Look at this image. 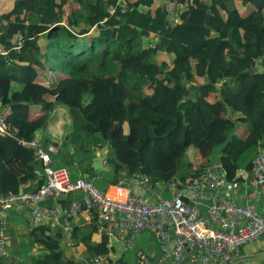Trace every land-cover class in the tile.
Returning a JSON list of instances; mask_svg holds the SVG:
<instances>
[{"label":"trees","instance_id":"1","mask_svg":"<svg viewBox=\"0 0 264 264\" xmlns=\"http://www.w3.org/2000/svg\"><path fill=\"white\" fill-rule=\"evenodd\" d=\"M166 1L3 0L0 113L9 109L6 123L16 139L0 136V196L21 188L34 193L46 183L36 174L34 149L19 140L32 142L59 109L61 128L67 123L69 131L44 144L87 168L93 150L106 148L107 173L96 183L101 191L126 175L162 183L204 172L234 121L246 131L223 151L224 178L241 180V169L252 170L264 149V0H197L178 23L169 20ZM39 77L49 92L40 87L37 95ZM44 95L54 97L52 104L32 117L29 102ZM82 198L81 192L52 195L43 205L62 207L68 217L70 204ZM74 218L68 217L70 241L85 247L83 259L68 257L63 228L44 224L32 231L43 249L34 264H93L106 252V239L103 248L93 240L96 226Z\"/></svg>","mask_w":264,"mask_h":264},{"label":"built area","instance_id":"2","mask_svg":"<svg viewBox=\"0 0 264 264\" xmlns=\"http://www.w3.org/2000/svg\"><path fill=\"white\" fill-rule=\"evenodd\" d=\"M130 1L119 0L123 5ZM196 1L167 0L169 20L174 18L175 23L180 22L181 16ZM0 55H7L2 47ZM0 136L15 138L1 113ZM19 142L26 148H36L35 158L40 166L36 174L45 177L46 183L34 193L0 196V251L6 248V213L17 207L28 212L32 227L54 224L61 219L58 223L69 240L73 226L68 217L86 213L92 220L96 218L108 242L106 252L91 258L93 264L109 262L115 243H121L122 251L128 252L145 232L154 235L163 257L153 263L146 254L139 253L138 264H182L187 252L198 264H231L241 257L245 247L264 236V212L259 213L252 203L242 206L234 196L223 194L226 179L221 167H209L190 178H172L159 184L145 175L124 178L115 186L113 194H107L96 186L99 173L74 182L67 167H55L53 157L60 151L58 146H46L38 137L30 143ZM242 174L245 180L248 175L252 177L247 198L254 202L264 199V149L257 153L252 170L241 169L238 176L241 178ZM133 183L142 189V194L135 192ZM75 192L83 193V198L70 204L66 211L68 217L62 207L48 209L43 205L52 195ZM206 197L212 200L207 214L202 207ZM169 242H173L171 247ZM75 259H83L78 250Z\"/></svg>","mask_w":264,"mask_h":264},{"label":"crops","instance_id":"3","mask_svg":"<svg viewBox=\"0 0 264 264\" xmlns=\"http://www.w3.org/2000/svg\"><path fill=\"white\" fill-rule=\"evenodd\" d=\"M2 2L3 0L0 1V5H2ZM42 80L43 79L41 77L37 79L38 82ZM63 113H65V111L63 109H59V110H54V113L51 114V119L48 122L46 128H44L47 139L60 142V140L63 138L64 132L69 131L67 127V123L65 126L66 129L63 127L61 128V124L63 122ZM37 115L31 114L32 117H36ZM244 131H246V127L240 124V128L237 134L242 136ZM58 148L60 147L58 146ZM103 149L104 150L95 148L93 150V154L95 155L94 164L93 166H91V168H87L76 165L74 166L72 163H70L71 162L70 159L64 158L61 155V148H60L59 153L53 157L54 166L67 167L72 177L77 179L87 178L91 174L96 172H99L100 175H102V173L103 174L107 173L105 172V170L108 168L103 164V160L107 157L108 151L106 150V148ZM73 153L74 151H71V154ZM6 154L11 156L12 158L11 162L13 164L16 165L18 164V161L14 159L11 152H6ZM201 159H203L202 156ZM198 160L200 161L199 153H198ZM134 176L126 175L122 179L130 178ZM240 176H241V180H237V181L226 180L225 183L226 192H224L223 194L226 196L229 195L231 197L234 196V198H236L237 203L242 206L252 203L256 206V209L259 213H263L264 212L263 198L259 200H255V202L247 198L248 192L251 188L250 181L252 180V177L248 175L247 177L248 180H245L243 174ZM133 185L136 188L135 190L136 193L138 194L143 193L142 189L138 185H136L135 183H133ZM114 190H115V186H109L102 191L107 194H113ZM211 202L212 200L209 197H206L202 200V207L205 214H207V207L211 204ZM77 219H82V221L84 222V226H90L91 223L96 226L98 232L95 234L93 240L95 243L99 244L101 248H103V240L106 239L108 241V238H105L103 236L97 223L92 222L96 218H93L92 220V217H90L89 214L83 213L80 214V216H78L74 220V222ZM6 221H7L6 248L5 250L0 251V264H34L35 259H38V257L42 254L43 249H41L39 245L34 243L35 237L32 235V231L36 229H33L34 227H32L30 223L28 212L24 208L17 207L14 210H11L6 213ZM59 221L62 220L59 219L54 224L48 223L47 225L53 228L62 229L61 223H58ZM172 244L173 242H169L170 247L172 246ZM63 248L66 249L68 257L72 259L75 257L77 250L85 251V247L80 246L77 249L75 244L72 243V241H70L66 237V235L64 238ZM122 248L123 245L121 243H115L111 254L108 256L109 262H107L106 264H138L139 253L146 254L152 260L153 263L160 262L163 257V252L160 246L157 244L154 235L148 232L142 233L138 237V239L134 242V245L128 252H123ZM261 254H264V236L261 239H259L255 244L245 247L241 256H255ZM182 264H198V263L190 259V252H187L186 258ZM247 264H264V261L247 263Z\"/></svg>","mask_w":264,"mask_h":264},{"label":"water","instance_id":"4","mask_svg":"<svg viewBox=\"0 0 264 264\" xmlns=\"http://www.w3.org/2000/svg\"><path fill=\"white\" fill-rule=\"evenodd\" d=\"M27 104V103H24ZM228 120H232L231 116L229 115L227 117ZM234 121V120H232ZM235 128L230 134V136L227 138V140L220 145L216 146L210 156L209 162L206 164L205 167H222V161H223V151L228 147L229 143L231 142L234 135L237 134L240 124H238L237 121H234ZM264 141L261 142L263 144ZM34 150L36 148L33 147ZM88 178V177H87ZM20 194H23V189L21 188ZM264 261V254L261 255H255V256H241L239 258L234 259L231 264H247V263H254V262H262Z\"/></svg>","mask_w":264,"mask_h":264},{"label":"rangeland","instance_id":"5","mask_svg":"<svg viewBox=\"0 0 264 264\" xmlns=\"http://www.w3.org/2000/svg\"><path fill=\"white\" fill-rule=\"evenodd\" d=\"M245 5L246 8H248L247 4H243ZM239 8L243 11L242 9V6H239ZM247 12V9L246 11ZM216 16L218 17V12H216ZM174 20V18L172 19V21ZM224 68V67H223ZM36 82H38L36 80ZM46 83V84H45ZM40 84V85H39ZM48 83L43 81V82H39L36 86H34V89L35 91L33 92L34 94H40V87H42L43 90L49 92V89H48ZM43 85V86H42ZM54 100V97L52 95H49V96H46L44 95L43 98L41 100H38V102H29L30 104V113L32 115H37L39 113H42L43 112V109L46 108V105H50L52 104V101ZM55 107H57L58 105H54ZM9 112V109L8 108H2L1 109V115L6 118V115L8 114ZM52 113H54V110L52 111ZM241 137V135H239ZM243 136V135H242ZM36 137L38 138H41V140L44 142L45 139H47L46 137V134H45V130H40L37 134H36Z\"/></svg>","mask_w":264,"mask_h":264},{"label":"clouds","instance_id":"6","mask_svg":"<svg viewBox=\"0 0 264 264\" xmlns=\"http://www.w3.org/2000/svg\"><path fill=\"white\" fill-rule=\"evenodd\" d=\"M35 151V150H34ZM209 168V167H208ZM96 173H99V172H96ZM99 175H100V173H99Z\"/></svg>","mask_w":264,"mask_h":264}]
</instances>
